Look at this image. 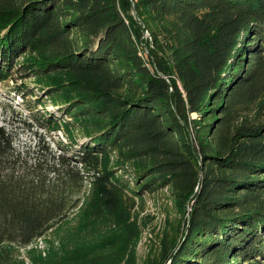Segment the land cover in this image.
Wrapping results in <instances>:
<instances>
[{
	"label": "trees",
	"instance_id": "obj_1",
	"mask_svg": "<svg viewBox=\"0 0 264 264\" xmlns=\"http://www.w3.org/2000/svg\"><path fill=\"white\" fill-rule=\"evenodd\" d=\"M133 3L142 27L124 16L128 0H0V81L33 55L24 67L68 117L46 113L41 126L62 119L87 139L54 151L34 132L33 150H19L0 125V264H23L16 249L75 212L91 228L129 219L163 190L177 214L143 264H264V0ZM133 231L115 254L118 239L88 231L31 264H135Z\"/></svg>",
	"mask_w": 264,
	"mask_h": 264
},
{
	"label": "rangeland",
	"instance_id": "obj_2",
	"mask_svg": "<svg viewBox=\"0 0 264 264\" xmlns=\"http://www.w3.org/2000/svg\"><path fill=\"white\" fill-rule=\"evenodd\" d=\"M117 1L119 4V0ZM128 1L129 4L126 6L127 10L125 9L126 12L124 16L127 19L128 16H131L137 24L141 26L140 18L134 8L133 0ZM0 30L2 32L4 31V29ZM147 42H149L148 33L146 30H143L141 45L145 50L148 49ZM33 61H35L33 55L28 52L23 53L14 60V69H18L15 73L17 75L16 81H14V79L0 81V125L12 129V133L15 134L14 144L19 150L27 147L33 150L37 140V136L34 137L33 135L34 132L42 134L45 141L54 151L58 150L59 141L68 145L69 141L67 136L74 134L76 141L75 144H73V149H77V144L85 142L87 139L79 132L70 131L65 122L62 121V119L67 121L68 118L62 112V105L55 104L57 101L49 97V94L43 91L45 80L43 78H35L39 73L24 67L30 65ZM20 70L22 71L20 72ZM14 84H17V86L19 84L26 85L31 92L33 100L36 102L35 108L28 110L23 105L21 97L14 91L16 87ZM46 113H51V115L48 116L49 118L53 117V115L54 117L57 116L56 118H62L60 121L50 124L48 130H44L41 126L43 122L42 117H45ZM192 116L194 117L195 115ZM27 123L30 124L29 130L26 129ZM164 195H167L166 190L159 192V194H155V196H147L144 211L138 212L137 215L130 216L129 219H127V216L117 213L114 217L115 220L110 218L95 220L92 228L90 225H86V223L81 225V222L78 220V214L75 212L69 216V220L67 219V221L63 223L64 225L62 226L64 227L46 233L29 247L17 248L13 257L15 260L23 262V264H31V256H47L53 252L58 254V257L60 255L62 256L64 252H72L71 249L81 244V242L86 243L85 236H87L88 231L92 232L90 235L88 234L87 241L89 240V236H94L90 240L96 241L101 238L99 234L104 233L112 234L111 239L113 238L114 241L118 239L110 244V248H115L109 253L115 254L118 247L124 244L125 237L123 233L134 230V234V232L138 233L139 230L138 237H135V241H130V244L128 243L127 250L129 251V247L134 248L136 252L135 264H143L145 258H151L152 255L157 253L160 240L164 236V231L168 229L173 217L177 214L173 207L174 204L165 199ZM136 211H138V209H136ZM90 221L91 220L87 223L90 224ZM65 224L68 225L65 226ZM80 233H82L84 240L78 235ZM30 250H32L31 253H29ZM107 256L108 255L103 256L102 259L107 260ZM121 264L124 263L122 262Z\"/></svg>",
	"mask_w": 264,
	"mask_h": 264
},
{
	"label": "water",
	"instance_id": "obj_3",
	"mask_svg": "<svg viewBox=\"0 0 264 264\" xmlns=\"http://www.w3.org/2000/svg\"><path fill=\"white\" fill-rule=\"evenodd\" d=\"M199 171H201V168L199 169Z\"/></svg>",
	"mask_w": 264,
	"mask_h": 264
},
{
	"label": "built area",
	"instance_id": "obj_4",
	"mask_svg": "<svg viewBox=\"0 0 264 264\" xmlns=\"http://www.w3.org/2000/svg\"><path fill=\"white\" fill-rule=\"evenodd\" d=\"M31 245V244H30ZM27 247H29V246H27Z\"/></svg>",
	"mask_w": 264,
	"mask_h": 264
}]
</instances>
